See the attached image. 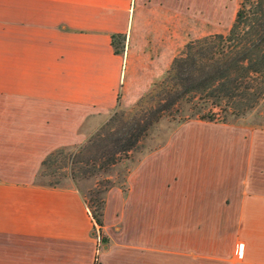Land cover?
<instances>
[{"label": "crops", "instance_id": "0c3cea01", "mask_svg": "<svg viewBox=\"0 0 264 264\" xmlns=\"http://www.w3.org/2000/svg\"><path fill=\"white\" fill-rule=\"evenodd\" d=\"M202 3L0 0V172L11 171L14 112L15 123L37 125L26 138L52 132L46 156L81 142L131 77L128 48L116 52L112 37L123 48L135 12ZM127 185L106 194L99 229L74 188L0 180V264H264V131L186 122Z\"/></svg>", "mask_w": 264, "mask_h": 264}, {"label": "rangeland", "instance_id": "374dc122", "mask_svg": "<svg viewBox=\"0 0 264 264\" xmlns=\"http://www.w3.org/2000/svg\"><path fill=\"white\" fill-rule=\"evenodd\" d=\"M240 2L241 0H203L199 9L195 11L142 13L141 18L140 13L135 12L131 29L123 41V48L122 41L116 45L117 52L123 56L128 48L131 59L126 62V68L131 77L122 85L114 111L101 124L93 125L91 133L81 142L72 146L52 148L50 152L66 149L57 156L50 168L43 169L39 165L35 172L32 170L34 164L46 157L47 151L43 150V154L41 145L43 143L50 145L53 134L51 131L45 133L46 140L26 138V132L33 131L37 125L15 123L17 117L14 112L11 171L0 172V180L13 183L56 184L60 188H74L85 203L91 202L92 192L101 191L106 185L113 183L116 187L112 188H120L119 185H122L124 180L127 185L128 175L140 158L151 150L164 146L170 135L186 125V122L201 121L196 117L203 114L206 106L200 97L187 103L183 100L179 109L175 105L165 113L172 117L156 120L158 105L170 97L164 93L166 88L171 87L170 83L166 84L167 72L173 60L184 54L188 43L216 34H226L233 23ZM148 19L152 20L150 25L147 23ZM162 72L164 73L160 74ZM163 81L165 85L162 86ZM14 111L19 109L14 108ZM188 116L192 119L180 122ZM145 122L152 124L135 150L126 158L123 154H118L117 157L121 160L113 166L109 165L111 152L117 143L123 146L125 138L135 137ZM204 122L210 124L208 121ZM224 124L251 132L264 131V99L245 115L228 114ZM22 129L26 132H22ZM204 132L205 130H199V134L204 135ZM222 142L227 145L220 147L230 146L225 136L222 137ZM190 144L191 142L187 143V146ZM77 160L81 162L75 166L71 165ZM86 161L90 171L95 164L96 172L84 176L78 168L84 167ZM66 163L68 166H65ZM106 164L108 170L104 169ZM72 167L74 180H71L68 173L70 171L67 170ZM126 187L128 190V185ZM93 232L97 234L96 228ZM101 242L102 240L100 245Z\"/></svg>", "mask_w": 264, "mask_h": 264}, {"label": "trees", "instance_id": "16d2710c", "mask_svg": "<svg viewBox=\"0 0 264 264\" xmlns=\"http://www.w3.org/2000/svg\"><path fill=\"white\" fill-rule=\"evenodd\" d=\"M122 40L120 35L112 37L115 50L116 45ZM162 83V86L165 85L164 81ZM169 83L171 87L166 88L164 93L170 97L158 105L156 120L172 117L165 113L175 105L179 109L183 100L187 103L197 97L202 98L206 106L203 114L196 117L201 121L224 124L228 114L245 115L253 109L260 100L264 99V0H241L233 23L226 34H216L188 43L184 54L173 60L167 72L166 84ZM190 118L192 119L188 116L180 122ZM151 124L145 122L143 126L141 125L139 133L133 138H125L126 142L123 146L117 143L111 152L109 165L113 166L121 160L117 157L118 154H123L126 158L133 152L145 137ZM65 149L50 152L41 161L40 166L43 169L50 168L52 162ZM79 162L81 161L77 160L71 165L75 166ZM84 164V167L78 168L80 173L84 176L93 174L96 170L95 164L91 171L89 167L87 168L88 162ZM65 166H68V163ZM104 169L108 170V164ZM67 170L70 171L68 173L71 180H74L73 167ZM42 185L60 188L56 184ZM119 186L126 194V181L124 180ZM112 187L116 185L112 183L101 191L92 192L91 202H84L99 229L103 227L105 197ZM106 242L103 238L102 243Z\"/></svg>", "mask_w": 264, "mask_h": 264}, {"label": "built area", "instance_id": "2783aa9c", "mask_svg": "<svg viewBox=\"0 0 264 264\" xmlns=\"http://www.w3.org/2000/svg\"><path fill=\"white\" fill-rule=\"evenodd\" d=\"M238 249H239V256L241 257L242 252H243V244L242 243L238 244Z\"/></svg>", "mask_w": 264, "mask_h": 264}]
</instances>
